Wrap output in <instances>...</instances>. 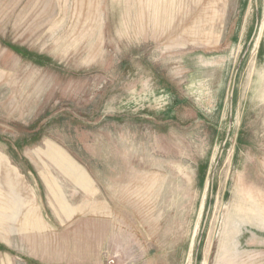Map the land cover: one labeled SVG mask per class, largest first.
I'll return each mask as SVG.
<instances>
[{"label":"rangeland","instance_id":"1","mask_svg":"<svg viewBox=\"0 0 264 264\" xmlns=\"http://www.w3.org/2000/svg\"><path fill=\"white\" fill-rule=\"evenodd\" d=\"M0 264H264V0H0Z\"/></svg>","mask_w":264,"mask_h":264}]
</instances>
